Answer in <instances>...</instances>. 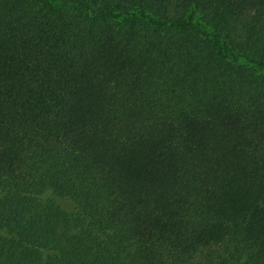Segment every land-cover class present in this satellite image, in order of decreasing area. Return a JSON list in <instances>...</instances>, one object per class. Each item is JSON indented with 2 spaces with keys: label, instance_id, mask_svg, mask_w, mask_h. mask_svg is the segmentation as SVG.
Here are the masks:
<instances>
[{
  "label": "trees",
  "instance_id": "trees-1",
  "mask_svg": "<svg viewBox=\"0 0 264 264\" xmlns=\"http://www.w3.org/2000/svg\"><path fill=\"white\" fill-rule=\"evenodd\" d=\"M256 68L264 0H0V264H264Z\"/></svg>",
  "mask_w": 264,
  "mask_h": 264
},
{
  "label": "rangeland",
  "instance_id": "rangeland-1",
  "mask_svg": "<svg viewBox=\"0 0 264 264\" xmlns=\"http://www.w3.org/2000/svg\"><path fill=\"white\" fill-rule=\"evenodd\" d=\"M257 74H264V68H256ZM54 202L58 205H60L62 208H64L67 211L73 210L75 205L63 197H54ZM239 264H245L243 261H241Z\"/></svg>",
  "mask_w": 264,
  "mask_h": 264
}]
</instances>
